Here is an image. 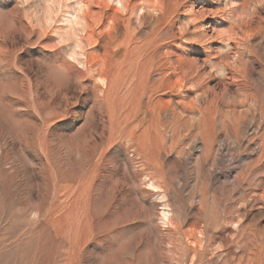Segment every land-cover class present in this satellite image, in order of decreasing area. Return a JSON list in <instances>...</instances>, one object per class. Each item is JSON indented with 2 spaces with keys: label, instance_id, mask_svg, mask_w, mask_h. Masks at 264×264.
<instances>
[{
  "label": "rangeland",
  "instance_id": "1",
  "mask_svg": "<svg viewBox=\"0 0 264 264\" xmlns=\"http://www.w3.org/2000/svg\"><path fill=\"white\" fill-rule=\"evenodd\" d=\"M0 264H264V0H0Z\"/></svg>",
  "mask_w": 264,
  "mask_h": 264
},
{
  "label": "bare ground",
  "instance_id": "2",
  "mask_svg": "<svg viewBox=\"0 0 264 264\" xmlns=\"http://www.w3.org/2000/svg\"><path fill=\"white\" fill-rule=\"evenodd\" d=\"M79 1V0H78ZM76 2V1H75ZM49 4V3H48ZM76 4V3H75ZM74 4V5H75ZM82 3H79L77 4V9H74V8H71L68 9L67 5L66 6H63V5H60V3L58 4L60 6V13H61V16H60V24H63L65 26V29L62 30V39L63 37L65 39H69L71 41H73V46L71 47L70 49V52H71V56L70 58L72 60H75L79 65H81L82 63L80 62V60L78 59V57L81 55V53H79L77 50L80 49V40L77 36V33L80 31L78 29V27L80 26V18H79V14L82 10ZM73 5V6H74ZM71 6V5H70ZM75 7V6H74ZM63 8H66V11L63 10ZM59 9V8H58ZM47 21L46 23H49L50 21H52V16L54 15V11L53 9L51 8L50 5H47ZM45 21V19H43ZM48 26V25H47ZM82 26V25H81ZM71 46V45H70ZM160 110V109H159ZM168 113V112H167ZM159 116H161V113L158 112L157 113ZM158 115L155 116V118L158 120L159 118ZM192 117L191 116H184L182 115V113L178 112L176 113V111H169V130H172V133L175 131V128H179L181 127V125H191V121H192ZM152 123V122H151ZM168 123V122H167ZM178 124V125H176ZM149 125V124H148ZM166 125V124H165ZM147 130L149 131L148 133L150 135H154L155 134V137L157 136V138L159 140L162 141V138L164 137L165 135V131L164 130H161L159 128V130L157 128H154L152 127L151 125L149 126V128H147ZM147 136V135H146ZM151 139H149L150 141ZM152 142V141H151ZM151 142H144V143H141L140 144V147L137 149L139 152L138 154L140 155H143V158L144 160H148L147 159V153L148 152H151L150 151V148H151ZM146 144V145H145ZM152 180V179H151ZM147 187L151 188V189H156L157 188V185L154 183V181H148V183L146 184ZM160 194V193H159ZM159 196V195H158ZM157 196V197H158ZM158 199V198H157ZM161 199V198H160ZM163 199V198H162ZM165 199V198H164ZM162 207V206H161ZM167 207V206H166ZM170 211V210H169ZM161 214H160V221L162 224H165L166 221L168 220L169 218V212L167 209H164L162 208V210L160 211ZM171 214V213H170Z\"/></svg>",
  "mask_w": 264,
  "mask_h": 264
},
{
  "label": "crops",
  "instance_id": "3",
  "mask_svg": "<svg viewBox=\"0 0 264 264\" xmlns=\"http://www.w3.org/2000/svg\"><path fill=\"white\" fill-rule=\"evenodd\" d=\"M156 118L154 117L150 122H149V125L146 126V129L149 128V126L152 124L151 122L154 121ZM168 123H166V128L169 129V121H167ZM160 125V124H159ZM179 132V130L175 129L174 133L176 134V132Z\"/></svg>",
  "mask_w": 264,
  "mask_h": 264
}]
</instances>
